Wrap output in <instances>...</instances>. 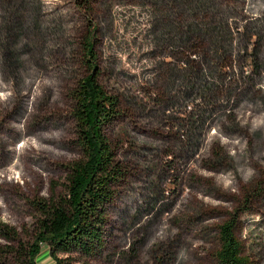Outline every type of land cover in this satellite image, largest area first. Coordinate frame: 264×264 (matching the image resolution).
<instances>
[{"label": "rangeland", "instance_id": "1", "mask_svg": "<svg viewBox=\"0 0 264 264\" xmlns=\"http://www.w3.org/2000/svg\"><path fill=\"white\" fill-rule=\"evenodd\" d=\"M90 33L125 174L92 264H218L232 215L264 264V0H0V224L31 241L33 202L83 159L71 94ZM8 246L1 264H19Z\"/></svg>", "mask_w": 264, "mask_h": 264}, {"label": "trees", "instance_id": "2", "mask_svg": "<svg viewBox=\"0 0 264 264\" xmlns=\"http://www.w3.org/2000/svg\"><path fill=\"white\" fill-rule=\"evenodd\" d=\"M80 48L87 74L72 90L71 99L83 159L71 166L64 195L58 200L33 202L40 217L31 241L24 242L19 232L0 224V239L8 242L10 255L21 259L19 264H39L43 246L49 247L55 264H92L106 244L108 207L125 175L106 133L121 117V99L100 83L101 61L94 33L81 41ZM238 227V215L220 227L218 264H251L237 236ZM73 255L79 258H71Z\"/></svg>", "mask_w": 264, "mask_h": 264}]
</instances>
